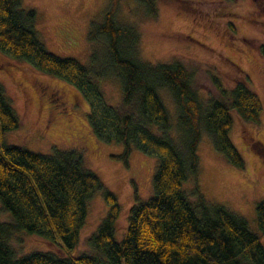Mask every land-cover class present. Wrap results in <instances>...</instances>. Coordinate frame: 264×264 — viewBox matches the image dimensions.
Wrapping results in <instances>:
<instances>
[{"label":"trees","instance_id":"obj_1","mask_svg":"<svg viewBox=\"0 0 264 264\" xmlns=\"http://www.w3.org/2000/svg\"><path fill=\"white\" fill-rule=\"evenodd\" d=\"M137 1L150 15L158 14L157 0ZM118 5L119 0H111L102 20L90 25L88 38H103L108 52L100 61L93 52L89 65L46 47L35 27V9L23 7L22 0H0V50L80 89L90 103L94 133L101 140L121 143L123 152L116 157L127 166L134 148L157 158L153 192L144 200L134 190L125 233L117 239L121 204L99 175L85 166L82 151L55 147L43 153L4 141L8 131L19 127L20 119L0 83V202L13 217L0 219V264H264L260 235L244 216L206 200L198 184L195 201L184 189V182L197 175L198 144L204 131L227 162L245 167L229 132L233 111L244 122L260 121L263 104L249 76L244 73L233 87H226L212 74L215 93L204 103L197 89V67L189 68L180 60L152 63L141 58L139 33L133 24L117 22ZM258 48L264 56V43ZM111 69L120 78V105L108 101L99 82ZM162 90L175 103V124ZM246 138L253 142L250 135ZM97 191H102L108 205L88 238L97 253H16L10 241L18 232L49 240L62 251L76 247L88 201ZM256 219L264 235V198L256 204Z\"/></svg>","mask_w":264,"mask_h":264},{"label":"rangeland","instance_id":"obj_2","mask_svg":"<svg viewBox=\"0 0 264 264\" xmlns=\"http://www.w3.org/2000/svg\"><path fill=\"white\" fill-rule=\"evenodd\" d=\"M110 4L111 0H22L23 7L35 9V27L50 51L89 65L93 52H97L98 61L107 57L105 40H90L88 30L93 21L102 20ZM156 4V16L150 15L145 4L137 0H119L116 8L117 22L136 27L141 58L152 63L180 60L189 68L197 67V89L204 103L215 93L212 74L219 76L226 87H233L236 79L247 74L250 86L262 100L259 123L244 122L232 112L234 122L229 135L243 155L245 167L227 162L204 131L198 144L197 175L184 182V189L195 201L194 187L198 184L206 200L244 216L264 245L256 219V204L264 198V56L258 48L264 43V0H157ZM99 82L108 101L120 105L122 90L117 72L111 69ZM0 83L20 119L19 127L8 131L4 141L43 153H50L55 147L82 151L85 166L95 171L104 186L118 197L121 213L115 237L121 239L129 209L135 202L134 190L144 200L153 192L157 158L134 148L127 166L116 157L123 152V145L101 140L94 133L88 117L90 103L80 89L1 50ZM161 95L175 124V103L166 90ZM249 135L253 142L246 138ZM107 210L102 191H97L88 201L78 245L65 249V253L55 243L26 232H18L10 243L18 255L32 250L66 255L97 253L88 238ZM0 219H13L1 202Z\"/></svg>","mask_w":264,"mask_h":264}]
</instances>
